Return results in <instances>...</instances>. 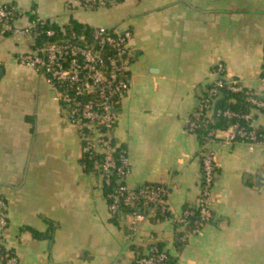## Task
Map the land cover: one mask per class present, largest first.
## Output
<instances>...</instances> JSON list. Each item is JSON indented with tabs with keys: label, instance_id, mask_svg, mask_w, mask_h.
I'll return each instance as SVG.
<instances>
[{
	"label": "crops",
	"instance_id": "crops-1",
	"mask_svg": "<svg viewBox=\"0 0 264 264\" xmlns=\"http://www.w3.org/2000/svg\"><path fill=\"white\" fill-rule=\"evenodd\" d=\"M2 1L16 7L18 27L38 18L132 32L113 138L126 151V186H165L170 211L164 220L134 222L123 212L113 220L102 177L84 170L77 131L54 91L20 62L31 39L0 36V198L4 247L17 264H135L153 245L168 264H264V112L251 122L260 142L228 143L218 134L209 143L216 166L209 222L182 241L173 220L198 203L200 143L184 127L218 79L215 66L264 95V0H120L88 11L67 0Z\"/></svg>",
	"mask_w": 264,
	"mask_h": 264
},
{
	"label": "built area",
	"instance_id": "built-area-1",
	"mask_svg": "<svg viewBox=\"0 0 264 264\" xmlns=\"http://www.w3.org/2000/svg\"><path fill=\"white\" fill-rule=\"evenodd\" d=\"M76 4L80 10L111 8L120 0H67ZM17 17L16 7L0 0V36L24 35L31 39L30 50L21 56L20 62L34 71L54 91V101L60 107L68 122L76 129L81 143V151L91 155H102L97 165L98 174L103 183L109 184V174L114 171L118 189L108 210L112 216L118 214V197L123 204L131 208L134 222L145 218H155L169 213L166 205L168 194L165 186L144 184L137 188H128L125 179L129 171L126 151L115 153L119 146L113 138L116 124V107L129 87V71L132 62V32L104 27L89 30H72L55 27L50 21L33 19L28 26L14 25ZM218 79L200 97L198 106L185 124V132L194 134L200 126L202 114L210 120L213 115L227 121L243 120L247 126L238 122L226 129L210 132L199 153L200 195L195 224L202 226L212 217L210 210L211 194L216 166L213 151L209 143L223 134L228 143L240 141L252 145L257 143L256 130L251 126L255 112H264V95L245 88L237 79L224 78L222 64L215 66ZM264 81V72H263ZM221 90L231 93H245L251 108L246 114L229 109H213V103L221 97ZM207 120V121H208ZM193 211L183 210L173 219L179 228L185 230L188 218ZM7 226L6 204L0 198V264H17L16 257L4 247V233ZM199 229L194 228L191 234ZM185 233L182 241H185ZM168 254L158 246H151L147 253L136 259L135 264H167Z\"/></svg>",
	"mask_w": 264,
	"mask_h": 264
},
{
	"label": "trees",
	"instance_id": "trees-1",
	"mask_svg": "<svg viewBox=\"0 0 264 264\" xmlns=\"http://www.w3.org/2000/svg\"><path fill=\"white\" fill-rule=\"evenodd\" d=\"M67 29H72V30H76V31H80L82 29L84 30H89V28H82L76 24H71L70 27H68ZM263 72H264V64H263ZM209 87V86H208ZM207 87V88H208ZM205 94V92L203 93V95ZM202 95V96H203ZM213 109H229L232 110L234 112H237L239 114H246L249 112L251 105L248 103L247 98L245 96V93H231L225 90H221V97L219 99H217L214 103H213ZM202 118L200 121V126L198 127L197 130H195L194 134L200 143V151L202 146L204 145L205 141H206V137L208 135V133L210 132H216V131H220V130H224L226 129L230 124L234 123V122H238L239 125L241 126H247V124L243 121V120H235V121H227L224 118L221 117H216L215 115L212 116V118L210 120L206 119L205 116L202 114ZM191 119V117H189ZM208 120V121H207ZM256 134L258 136V140L257 142L261 141V134L259 131L256 130ZM234 143H241L240 141H235ZM125 151V149L121 146H119V148L117 149V152L115 153V158L117 157V154L119 151ZM199 151V153H200ZM103 160L102 155L97 154V153H92L91 155L87 154V153H83L81 155V163L84 166V170L86 172H93L98 174V169H97V165L100 164ZM118 189V184L116 183V178H115V173L114 171H112L109 174V184L106 185L105 183H103V194H104V198L107 202V205L112 203V197L116 196V191ZM118 214L123 212L126 214H130L132 212L131 208H129L127 205L123 204L122 201V197L119 196L118 197ZM183 210H189V211H193V215H191L188 218V226L187 228L184 230L185 233H190L192 229L197 228L200 229L201 226H199V224H195V221L198 220L197 218V214H198V208L195 207H188L185 206L183 208ZM170 217L169 213L163 214L161 215L160 213L157 214V216L153 219L155 220H164L166 218ZM115 216L113 217V220H115ZM177 227H179V225L176 224ZM33 235L35 237H38V235L36 233H33ZM176 238L177 240L175 241V245L178 249H181L182 246L184 245V243L180 242V238H181V233H177L176 234ZM170 262V259L168 260V263ZM167 263V264H168Z\"/></svg>",
	"mask_w": 264,
	"mask_h": 264
},
{
	"label": "water",
	"instance_id": "water-1",
	"mask_svg": "<svg viewBox=\"0 0 264 264\" xmlns=\"http://www.w3.org/2000/svg\"><path fill=\"white\" fill-rule=\"evenodd\" d=\"M1 74H2V69L0 68V76H1ZM260 179L261 180H264V174H262L261 176H260ZM263 183V182H262Z\"/></svg>",
	"mask_w": 264,
	"mask_h": 264
}]
</instances>
